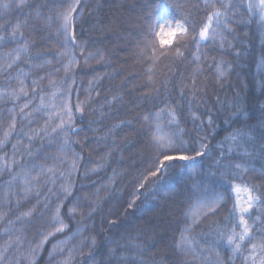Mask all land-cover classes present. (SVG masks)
Returning a JSON list of instances; mask_svg holds the SVG:
<instances>
[{
  "label": "trees",
  "instance_id": "trees-1",
  "mask_svg": "<svg viewBox=\"0 0 264 264\" xmlns=\"http://www.w3.org/2000/svg\"><path fill=\"white\" fill-rule=\"evenodd\" d=\"M63 2L0 0V213H6L0 220V264H216L217 253L220 264H245L250 247L245 245L242 253L233 255L226 241L217 236V232L227 231L225 225L238 221V217L229 219L237 195L219 177L204 179L200 172L214 167L219 152L232 144L226 138L233 132L251 130L253 140L229 158L257 169L235 183L261 185L259 195L264 201V179L260 176L264 172V153L260 151L264 145V27L257 15L247 11L248 0H81L74 26L78 46L68 55H61L65 41L55 21ZM213 3L217 8L222 3L232 5L227 9L231 30L222 33L223 40L200 41L199 29L214 10ZM4 4L10 7L4 8ZM49 16L53 18L50 26L45 19ZM165 21L183 23L189 35L178 34L172 44L162 46L150 25ZM17 24L20 28L13 36ZM25 41L27 54L21 53L7 69L11 62L8 54H14ZM148 43L167 55L153 63L151 47L141 55ZM177 47L183 55L177 54ZM89 53L94 58L85 62ZM72 56L78 63L66 72L65 65ZM218 66L225 72L223 77ZM193 73L196 88L202 90L195 99L190 92ZM21 80L27 96L19 93ZM34 80L38 85L35 92ZM41 97L46 107H41ZM25 103L29 107L21 113ZM65 103L72 109L74 121L67 137L59 129L51 131L59 124L57 113ZM78 103L83 113L76 111ZM50 104L57 107H47ZM168 109H175L185 139L207 137L210 155L201 159L195 172L170 178L177 186L175 192L155 188L128 208L134 177L150 155V121L143 118L154 119L159 113L163 132L170 127L179 131L169 125ZM13 117L16 127L10 131ZM75 128L80 130L74 133ZM66 138L70 150L62 152ZM245 148L249 155H244ZM74 156L80 159L75 161L76 170L71 171ZM41 166H55V176L46 173L39 183L32 180V191L25 196V173L31 180ZM61 172L65 175L60 176ZM51 179H55L54 185L45 183ZM197 183L200 191L193 190ZM68 184L72 194L65 200L60 186ZM205 189L224 194L227 203L186 233L192 223L186 213ZM61 201V217L67 228L49 237L33 253L41 233L54 231L49 225ZM34 205L32 217L17 220ZM73 206L76 212L69 216ZM250 211L251 217L245 218L251 224L256 216L264 218V203ZM77 229L80 234L74 235ZM182 234L205 249L196 260L178 249ZM93 237L97 243L90 248ZM58 242H63L60 247L64 251L50 257ZM247 264H252L251 260Z\"/></svg>",
  "mask_w": 264,
  "mask_h": 264
},
{
  "label": "snow or ice",
  "instance_id": "snow-or-ice-1",
  "mask_svg": "<svg viewBox=\"0 0 264 264\" xmlns=\"http://www.w3.org/2000/svg\"><path fill=\"white\" fill-rule=\"evenodd\" d=\"M24 0H21V4H23ZM206 3L209 0H205ZM4 8L10 7L9 4H4ZM211 7L214 9L207 15L206 22L199 29L198 38L200 41H207L209 39L216 40L218 37L223 40L222 33L224 31H230V23L227 14V9L231 8L232 5L229 4H221L220 8H217L213 3ZM247 11L252 15H257L261 22V26L264 27V0H248L247 2ZM78 9H81V0H64V2L59 6V10L55 14V21L58 24L57 32L64 37V48L65 52L61 53V55H68V52L71 48L77 47L76 44V36L74 31V26L76 22V18L78 13ZM221 9H224L222 11ZM39 15V14H38ZM47 21H49V26L52 21V17H46ZM160 28V32H156V28ZM168 27V31L165 32L164 28ZM20 25L17 24L15 29H13V36L16 35L19 30ZM150 31L159 36L160 44L163 46L165 44H172L173 38L180 34L181 36H188L189 29L185 27L183 23H177L176 27L171 28L168 21H165L164 25L153 24L150 25ZM22 36L23 33L21 32ZM167 37V39H165ZM3 39V37H0ZM193 41L197 40L196 36H192ZM151 47L152 53L149 57L153 60V63L159 60L161 56L167 55L166 52H157L155 49V45L148 43L145 45V49L142 50L141 55H144L146 50ZM83 52V49H81ZM28 52V43L25 41L24 45L20 48L14 50L13 53H9V57L11 58V62L6 64L7 69H11L13 64L21 58V53L27 54ZM176 52L179 55H183L180 52L179 47L176 48ZM38 58V57H37ZM93 54L89 53L87 57H85V62L93 59ZM197 60L200 59L199 56L196 57ZM45 63H50V61H45ZM78 63L76 58L72 56L69 60V64L65 65V71L67 72L73 64ZM42 66V65H40ZM151 71V69H149ZM219 76L223 77L225 72L222 68L218 66ZM196 73H193L191 78V88L190 92L193 96V99L196 98L197 91L196 88ZM40 79H44V77H40ZM151 76H149V80H151ZM34 87L32 91L35 92L37 90V81H33ZM182 85L181 87H184ZM19 93H22L24 96L28 95V92L25 90L23 80L20 81ZM67 94V93H65ZM55 95V94H53ZM181 96L184 95L183 91L180 93ZM18 98V97H17ZM115 99V97H114ZM29 105L27 103L20 109V112L23 113L25 108H28ZM41 107H46L44 105L43 97H41ZM47 107H51L55 109L57 106L55 104H50ZM36 111H40V108L36 109ZM76 111L83 113L84 109L78 103L76 105ZM165 109H161L160 112H164ZM242 111V109H240ZM62 113V114H61ZM59 118V124L52 127V132H57L59 129L61 132H64L65 136L69 131L72 130L73 124V112L72 109L68 106L67 103L63 104L59 108V113H57ZM169 125H174L179 131H172L171 127L167 133L163 132L161 125L159 124V113H157L154 119L149 116H145L143 119L145 121H150L148 127V148L150 155L148 156L145 167L138 172V175L134 177L133 183V192L130 194L131 199L128 202V208H132L136 201L140 199L142 195L146 193H150L155 188L163 187L166 191L175 192L176 185L170 182V178L173 175L183 176L185 174L193 173L196 171L197 166L201 163V159L210 155L209 145L205 141L207 137H193L191 140L185 139V131L179 126V119L175 109H168ZM193 116L196 117V114L193 113ZM66 117V119H65ZM198 118V117H196ZM124 123L123 121L121 124ZM203 122H201L202 124ZM208 123L211 125L212 118L209 116ZM16 127L15 117L12 118V123L9 125V130H14ZM116 127H119L117 125ZM9 132H5V137H7ZM42 131L46 132L47 129H43ZM111 131V130H110ZM36 135H39L38 133ZM31 140L32 137H29ZM226 140L231 141L232 144L228 146L226 150H221L219 155L213 161V168H209L208 172L205 173L201 170L200 174L204 177V179H209L212 177H219V179L223 180L225 183L229 184L231 187V191L237 194V198L233 203V207L229 212V219L238 217L237 223L231 224V226L225 225L227 231H219L217 232L218 239L220 241H226L227 245L231 248L233 255L237 253H242L245 250V245L250 247V252L247 256L244 257L245 264L249 260H251L252 264H264V218L262 216H256L253 223H249V220L245 217H251V209L254 207H259L261 203L264 201L261 200V196L259 195L261 190V185H249L247 183L236 184L235 181L237 179L243 180L244 174L249 172L256 173L257 169L254 167L246 166L244 163L234 161L230 159V155L233 152H237L244 144L253 140L251 130L238 129L233 132ZM3 141H0L2 144ZM15 147V146H14ZM223 149V145H220ZM69 149V140L66 138L61 147V151H65ZM70 150V149H69ZM260 151L264 153V145L260 146ZM29 154H31L29 150ZM250 153L245 148L244 155H249ZM80 159L78 156H74L72 169L71 171L76 170L75 161ZM54 167H45L41 166L40 172L37 173L36 176L32 177L31 180L28 179L27 173H25L24 182L26 187L23 189V193L27 196L28 193L32 191L30 187L32 180L39 183L40 176L45 175L46 173H52L53 177L55 176ZM63 172L60 173V176H64ZM71 172H69V176ZM260 176L264 179V172H260ZM45 183L55 184V179L46 180ZM61 191L64 193V199L66 200L69 196H71L72 185H61ZM201 185L200 183L193 185L194 191H200ZM211 189H205L201 195L196 197L193 206H190L188 213L186 216H191L192 223L185 229V232H190L194 230V227L198 226L203 219L208 218L209 216L215 215L219 209L227 203V197L224 194L212 191L211 195H208V191ZM51 191V189H49ZM241 192L246 194V199H242L240 194ZM37 197H39V193L37 192ZM178 194V193H177ZM40 201L37 199V204ZM63 206V202L56 208L54 215L52 216V222L49 227L53 228L54 231H48L46 234L41 233L42 239L36 245V248L33 249V253L36 249H39L43 246L45 242L56 235L57 233H63L67 228V225L64 223V220L61 217V207ZM48 204H44V208L47 209ZM193 208L195 211H193ZM36 211V206L34 205L31 209L25 211L21 214V216L17 217V220L23 221L25 217H32ZM94 212L95 209H92ZM76 212V207L73 206L69 208L68 214L72 216ZM92 212L89 213L91 215ZM6 217V213H0V220ZM259 223V226H256V223ZM9 224L13 223L12 221H8ZM109 223H115V221H109ZM239 228V231H237ZM80 230L77 229V232L74 235H79ZM17 243H20V237H17ZM63 242H58L53 246L52 251L49 253L50 257L56 255L58 253H62L64 251L63 248L60 247V244ZM97 241L93 237L90 241L89 247H94ZM139 248V246H137ZM178 249L184 256H191L192 260H196L199 254H202L205 249L199 247L198 242L190 241L189 238L182 234L180 243L177 244ZM215 250V245H213V251ZM115 249L111 250V254L114 255ZM64 264H68L67 261ZM142 264V262H141ZM184 264H189V261H185ZM216 264H220L219 255L217 253V262Z\"/></svg>",
  "mask_w": 264,
  "mask_h": 264
},
{
  "label": "rangeland",
  "instance_id": "rangeland-1",
  "mask_svg": "<svg viewBox=\"0 0 264 264\" xmlns=\"http://www.w3.org/2000/svg\"><path fill=\"white\" fill-rule=\"evenodd\" d=\"M163 25H164V24H163ZM170 26H171V28L174 29V28L176 27V24H170ZM164 31L167 32V31H168V27H165V28H164ZM159 32H160V29H159ZM159 32H158V33H159ZM177 35H178V34H177ZM158 39H159V41H160L159 36H158ZM165 39H167V37H165ZM173 39H174V38H173ZM165 45H169V44H165ZM236 195H237V194H236ZM240 196H241L242 199H246V194H245V193L241 192Z\"/></svg>",
  "mask_w": 264,
  "mask_h": 264
},
{
  "label": "water",
  "instance_id": "water-1",
  "mask_svg": "<svg viewBox=\"0 0 264 264\" xmlns=\"http://www.w3.org/2000/svg\"><path fill=\"white\" fill-rule=\"evenodd\" d=\"M77 130H78V129H76L75 131H77ZM75 131H74V132H75Z\"/></svg>",
  "mask_w": 264,
  "mask_h": 264
}]
</instances>
